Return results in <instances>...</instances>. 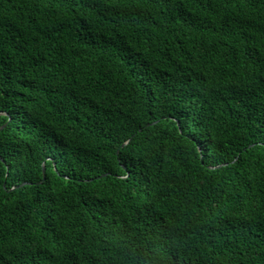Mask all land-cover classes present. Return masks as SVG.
Instances as JSON below:
<instances>
[{"label":"trees","instance_id":"1","mask_svg":"<svg viewBox=\"0 0 264 264\" xmlns=\"http://www.w3.org/2000/svg\"><path fill=\"white\" fill-rule=\"evenodd\" d=\"M4 125L0 264H264V0H0Z\"/></svg>","mask_w":264,"mask_h":264},{"label":"water","instance_id":"2","mask_svg":"<svg viewBox=\"0 0 264 264\" xmlns=\"http://www.w3.org/2000/svg\"><path fill=\"white\" fill-rule=\"evenodd\" d=\"M4 127H6V125L2 126V127L0 128V130H2ZM129 142H130V140L127 141L126 143H124L122 146H123V147L126 146ZM43 172H44V177H45V166H44V164H43Z\"/></svg>","mask_w":264,"mask_h":264}]
</instances>
